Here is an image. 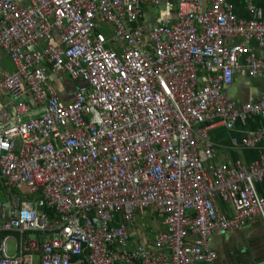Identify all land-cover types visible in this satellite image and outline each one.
I'll use <instances>...</instances> for the list:
<instances>
[{"label":"built area","instance_id":"1","mask_svg":"<svg viewBox=\"0 0 264 264\" xmlns=\"http://www.w3.org/2000/svg\"><path fill=\"white\" fill-rule=\"evenodd\" d=\"M61 74L80 84L69 105ZM234 75L264 78V19L226 0H0V264H216L213 235L264 228V149L216 162L209 137L264 122V96L228 100Z\"/></svg>","mask_w":264,"mask_h":264},{"label":"crops","instance_id":"2","mask_svg":"<svg viewBox=\"0 0 264 264\" xmlns=\"http://www.w3.org/2000/svg\"><path fill=\"white\" fill-rule=\"evenodd\" d=\"M231 7L232 13L240 19H264V0H254L250 2L252 12L249 13L246 9L248 6L247 0H226ZM250 50L257 56L261 57V50L258 49L255 43H249ZM4 59L1 62L3 65ZM6 68V67H5ZM62 79V87L58 80ZM67 81L65 83L64 81ZM50 84L54 89L55 96L63 105H69L72 102L73 93L79 88L80 84L68 80L67 75L61 74L59 78L50 80ZM69 87H66V85ZM74 85V86H73ZM226 94L228 100L234 103L238 108L246 102L256 101L264 96V78L249 79L246 76L234 75L232 84L227 88ZM246 132L260 133L262 138L256 150H244L237 147H232L230 140L240 138ZM210 141L213 146L216 162H224L228 160H239L243 164H248L255 161L258 157V151L264 149V122L258 118H251L243 123H236L232 131L228 132L222 127H217L209 133ZM256 192L264 198V179L256 183ZM24 192V188L20 187L16 194ZM9 192L0 183V225L3 222L2 213L9 214ZM218 207L221 212L230 213V207L221 201L217 200ZM152 224L155 222L159 228H152L151 233L142 236L141 241L146 248H151V240L156 237V234L162 230L161 217L149 215L147 222ZM151 235V237L149 236ZM3 233L0 231V240ZM11 246L9 254H14V241L10 239ZM210 247L217 255L216 264H264V228L260 221L252 220L244 223L241 227L235 230L228 231L221 235H213L210 239Z\"/></svg>","mask_w":264,"mask_h":264},{"label":"rangeland","instance_id":"3","mask_svg":"<svg viewBox=\"0 0 264 264\" xmlns=\"http://www.w3.org/2000/svg\"><path fill=\"white\" fill-rule=\"evenodd\" d=\"M150 12L151 11V9H149V8H144V12ZM3 65L7 68V69H10L11 68V65L9 64V62H8V60L6 59V58H4V63H3ZM63 81H62V79H59L58 80V83L61 85V86H59V87H62V83ZM65 83H67V81L65 80L64 81ZM78 84V83H77ZM74 86V85H73ZM66 87H69V85L67 84L66 85ZM144 222H145V224H147L148 225V222H147V220H146V218L144 217L143 219H142ZM152 228L153 229H155V228H159V226L154 222L153 224H152ZM150 237H151V235H149ZM8 246L10 247L11 246V241H10V239L8 240ZM9 252H10V250H9Z\"/></svg>","mask_w":264,"mask_h":264}]
</instances>
